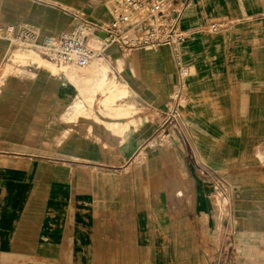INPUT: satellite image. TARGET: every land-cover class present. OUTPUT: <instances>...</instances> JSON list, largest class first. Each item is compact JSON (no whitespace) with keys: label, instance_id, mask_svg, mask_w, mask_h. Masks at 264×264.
Listing matches in <instances>:
<instances>
[{"label":"crops","instance_id":"0c3cea01","mask_svg":"<svg viewBox=\"0 0 264 264\" xmlns=\"http://www.w3.org/2000/svg\"><path fill=\"white\" fill-rule=\"evenodd\" d=\"M110 2L0 0V24L43 44L82 19L110 22ZM181 27L189 143L159 136L178 84L170 47H109L128 96L104 107L120 118L64 120L86 109L75 71L8 68L0 38V264H264V0H191Z\"/></svg>","mask_w":264,"mask_h":264},{"label":"built area","instance_id":"2783aa9c","mask_svg":"<svg viewBox=\"0 0 264 264\" xmlns=\"http://www.w3.org/2000/svg\"><path fill=\"white\" fill-rule=\"evenodd\" d=\"M190 1L111 0L110 11L113 19L110 22L99 24L82 19L71 31L58 36H47L43 44H38L37 30L31 26L0 24V38L7 39L14 51L20 48L42 50L46 59L65 68L87 67L95 59L106 57V50L111 46H117L123 55L128 56L136 50H157L168 45L175 55L178 84L170 94V103L167 106L169 119L159 135L160 141L174 132L189 143V132L180 110L186 97L185 79L189 70L179 57V47L191 38V32L181 27ZM223 28L224 25L217 22L207 25L212 33L221 32ZM199 168L202 175H208L205 167ZM218 196H222L220 190ZM220 210L218 207L220 216L225 217Z\"/></svg>","mask_w":264,"mask_h":264},{"label":"rangeland","instance_id":"374dc122","mask_svg":"<svg viewBox=\"0 0 264 264\" xmlns=\"http://www.w3.org/2000/svg\"><path fill=\"white\" fill-rule=\"evenodd\" d=\"M111 6V2L109 3ZM169 47L168 45H164ZM171 49V48H170ZM145 51H153L156 52L159 49L155 50L152 48H146L143 49ZM39 60H43L42 63ZM104 64L107 68V74H109L111 77L114 76V68L111 67V65L106 62L104 59H95L93 62H91L87 67L81 68L78 66H72V67H60L54 62H51L50 60L46 59L44 53L42 50L38 49H27V48H20L13 52L12 55L9 56V62H7V67L12 68L9 65H33L37 66L39 68L42 67H51L57 71V74H62L66 70H74L75 72H71L75 74V76L80 80L77 89H79L80 95L78 96V99H81L83 105L86 107L79 109V115H74L72 117L66 118L64 117V120H77L80 117L83 116H93L96 119L97 115L94 113V109L98 110L102 115L110 116L113 118H120L112 114L111 110H107L104 107L106 104H109L110 106L117 107L119 105H125L124 103L127 101L124 99V97L128 96V92H125V89H121V87H118V85L114 82H117L115 78L113 77L110 81L105 82L102 85H99V82H97V72H95V68L97 66H101ZM110 72V73H109ZM56 73V72H55ZM3 76L7 75V72L2 73ZM2 80H0L1 83ZM185 94H187V90H184ZM125 93V94H122ZM120 94V95H118ZM107 102V103H106ZM170 103V99H169ZM87 105L89 106L91 112L90 115H87ZM184 105V102L182 103V106ZM181 106V107H182ZM71 109H68L67 112H69ZM111 111V112H110ZM130 115V114H129ZM128 115V116H129ZM127 117V116H125ZM99 120V119H98ZM110 127L113 129V125H110ZM225 189L228 190L227 185H224ZM214 201L217 204L218 207L223 211V213L226 216H229V201L228 199H223V196H216L214 197ZM220 210V211H221ZM222 223V222H221ZM227 225V224H226ZM227 227V226H226ZM205 239L210 240L211 238L205 237Z\"/></svg>","mask_w":264,"mask_h":264},{"label":"bare ground","instance_id":"6f19581e","mask_svg":"<svg viewBox=\"0 0 264 264\" xmlns=\"http://www.w3.org/2000/svg\"><path fill=\"white\" fill-rule=\"evenodd\" d=\"M104 58H105V56L98 58V59H104ZM106 70H107V68L104 64H102V66L97 68V72H100V74L103 76V78L101 80V84H104L105 82L110 81V79L108 78V74L106 73L107 72ZM122 94H125V93H122ZM118 95H120V94H118Z\"/></svg>","mask_w":264,"mask_h":264}]
</instances>
